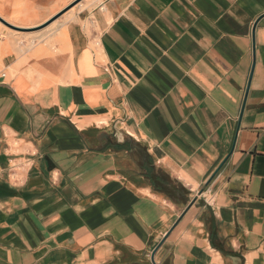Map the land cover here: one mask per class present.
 I'll list each match as a JSON object with an SVG mask.
<instances>
[{
  "label": "crops",
  "instance_id": "crops-1",
  "mask_svg": "<svg viewBox=\"0 0 264 264\" xmlns=\"http://www.w3.org/2000/svg\"><path fill=\"white\" fill-rule=\"evenodd\" d=\"M0 18V264H264V0Z\"/></svg>",
  "mask_w": 264,
  "mask_h": 264
},
{
  "label": "water",
  "instance_id": "water-1",
  "mask_svg": "<svg viewBox=\"0 0 264 264\" xmlns=\"http://www.w3.org/2000/svg\"><path fill=\"white\" fill-rule=\"evenodd\" d=\"M0 20H1L4 24H6L7 26H10V27H12V28H15V26L9 24L6 20H4V19H2V18H0Z\"/></svg>",
  "mask_w": 264,
  "mask_h": 264
},
{
  "label": "bare ground",
  "instance_id": "bare-ground-1",
  "mask_svg": "<svg viewBox=\"0 0 264 264\" xmlns=\"http://www.w3.org/2000/svg\"><path fill=\"white\" fill-rule=\"evenodd\" d=\"M104 6H105V5H104ZM81 7H82V6H81ZM102 8H103V7H102ZM104 8H105V7H104ZM104 8H103V9H104ZM73 12H74V11H73Z\"/></svg>",
  "mask_w": 264,
  "mask_h": 264
}]
</instances>
